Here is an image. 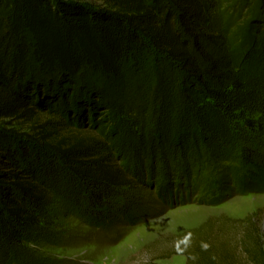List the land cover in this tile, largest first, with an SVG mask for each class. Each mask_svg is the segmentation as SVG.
<instances>
[{
	"label": "rangeland",
	"instance_id": "obj_1",
	"mask_svg": "<svg viewBox=\"0 0 264 264\" xmlns=\"http://www.w3.org/2000/svg\"><path fill=\"white\" fill-rule=\"evenodd\" d=\"M237 1L224 0L215 12L225 53L234 59L226 80L195 88L171 69L133 65L122 82L90 78L97 91L82 99L89 105L75 110L59 101L74 112L71 136L91 141L82 159L122 172L130 184L104 193L100 211L112 220L99 228L80 217L95 189L79 182L66 161L45 171L57 191L51 228L38 232V242L7 250L0 239V264H188L185 253L198 233L234 241L250 222L264 244V192L239 193L231 183L245 150L264 167V38L249 46V11L238 13ZM2 124L36 134L31 125ZM226 180L230 189L211 203V190ZM181 184L188 188L181 191ZM170 186L174 199L163 196Z\"/></svg>",
	"mask_w": 264,
	"mask_h": 264
},
{
	"label": "trees",
	"instance_id": "obj_2",
	"mask_svg": "<svg viewBox=\"0 0 264 264\" xmlns=\"http://www.w3.org/2000/svg\"><path fill=\"white\" fill-rule=\"evenodd\" d=\"M223 2L0 0V239L6 250L38 242L39 233L51 228L57 191L44 173L64 161L79 182L97 192L86 195L80 217L99 228L109 225L112 219L100 211L104 193L130 181L95 159H82L91 141L71 136L74 112L59 101L72 102L73 109L89 105L90 99H82L97 91L90 78L122 82L133 65L171 69L169 74L195 88H208L210 79L226 80L225 67L234 59L225 53L215 20ZM237 3L238 13L249 11L248 43L254 46L264 38V0ZM6 120L31 125L36 134L7 129ZM234 170L236 192H264V167L254 151L245 150ZM219 183L209 195L214 204L230 189L227 180ZM175 195L172 186L164 188L167 199ZM244 226L234 241L211 239V230L198 233L185 253L188 264H264L259 229L255 222Z\"/></svg>",
	"mask_w": 264,
	"mask_h": 264
}]
</instances>
